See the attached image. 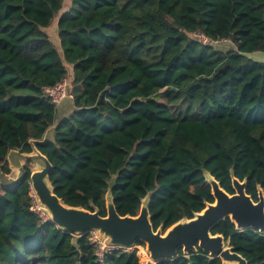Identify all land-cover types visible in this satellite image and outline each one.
I'll return each instance as SVG.
<instances>
[{
  "label": "trees",
  "instance_id": "obj_1",
  "mask_svg": "<svg viewBox=\"0 0 264 264\" xmlns=\"http://www.w3.org/2000/svg\"><path fill=\"white\" fill-rule=\"evenodd\" d=\"M0 0V166L31 152L57 118L44 92L64 77L72 111L37 147L65 203L107 214L111 188L121 215L151 193L155 229L214 202L206 172L234 193L232 172L258 200L264 189V0ZM58 18L57 21L54 20ZM53 21L55 23L53 24ZM57 32L52 39L50 28ZM230 40L225 50L193 36ZM55 41V42H54ZM0 182V264H143L116 247L101 261L92 232L63 231L33 209L31 170ZM225 236L249 264H264V233ZM136 245L145 246L138 241ZM157 264H224L203 250Z\"/></svg>",
  "mask_w": 264,
  "mask_h": 264
},
{
  "label": "water",
  "instance_id": "obj_2",
  "mask_svg": "<svg viewBox=\"0 0 264 264\" xmlns=\"http://www.w3.org/2000/svg\"><path fill=\"white\" fill-rule=\"evenodd\" d=\"M61 103L58 105V107ZM57 107V118L42 140L31 139V152L12 149L7 161L10 173L2 171L0 182L7 187L19 184L28 174L27 164H33L31 170L32 188L40 205L48 212L50 221L63 231L78 238L87 232H94L107 245L131 249L138 241L145 243L149 259L145 264H157L164 259H173L182 249L186 256L200 249L210 256H218L224 264H249L248 260L229 245L221 233H213V227L222 220L230 218L237 229H257L264 233V189L258 187V200L247 193V180L241 181L232 172L234 193H229L211 173L206 172V180L211 185L214 202L195 212L191 218L184 217L164 230L157 229L152 223L150 212L151 193L142 199L137 215H121L114 202L111 188L105 195L107 214L101 215L100 209L92 205L93 210L82 206H72L59 197L50 175L54 165L37 147V143L54 139L55 130L69 113L62 106ZM4 173V174H3ZM6 177H4L3 175ZM16 175V176H14ZM3 176V179H2ZM16 177V178H15Z\"/></svg>",
  "mask_w": 264,
  "mask_h": 264
},
{
  "label": "built area",
  "instance_id": "obj_3",
  "mask_svg": "<svg viewBox=\"0 0 264 264\" xmlns=\"http://www.w3.org/2000/svg\"><path fill=\"white\" fill-rule=\"evenodd\" d=\"M195 35V38H197L199 41H201L204 44H210V45H217L218 43L224 41V40H215L204 34L203 32H196L193 33ZM45 94L51 98V100L56 104L62 103L65 99H70L71 101L74 99V94L72 92L71 86H70V78L64 77L61 81L57 82L54 85H49L44 87ZM35 198V197H34ZM33 209L40 213V206L38 205V202L36 201V198L34 199V206ZM91 241L96 244L97 246V255L99 256V259L101 261L104 260V255L107 253L110 249L116 248L109 246L105 244L96 233L92 232Z\"/></svg>",
  "mask_w": 264,
  "mask_h": 264
},
{
  "label": "rangeland",
  "instance_id": "obj_4",
  "mask_svg": "<svg viewBox=\"0 0 264 264\" xmlns=\"http://www.w3.org/2000/svg\"><path fill=\"white\" fill-rule=\"evenodd\" d=\"M69 3H71V0H66V3H65V6L67 7L68 5H69ZM57 17L54 19V20H56L57 21ZM55 23V21H53V24ZM50 33H51V36H52V39H54L55 41H56V39H57V32H56V30L54 29V26L52 27V28H50ZM193 36L195 37V35L193 34ZM54 41V42H55ZM232 46V43H231V41L230 40H224V41H222V42H220V43H218L217 45H216V48H219V49H223V50H225V49H227V48H230ZM250 56H252V57H256V58H259V59H262V57H264L261 53H254V54H252V55H250ZM72 102H71V100L70 99H65L62 103H61V105L58 107V105H57V107H58V109H60L61 108V106H63V105H67V104H71ZM72 105V104H71ZM69 113V112H68ZM69 115V114H68ZM27 166L29 167V168H32L33 167V164H31V163H29V164H27ZM4 174V173H3ZM2 174V175H3ZM4 177H6L5 175H3ZM3 176H2V179H3ZM33 192L35 193V191L33 190ZM34 195V197L36 198V195L35 194H33ZM40 212L42 213V216H44L45 218H50L49 216H48V214H46L45 212H44V209L42 208V209H40ZM132 249H135V250H137L138 251V254L140 255V257H141V261L143 262V264H145V262L150 258L149 257V253H147V250H146V246H139V245H135V247H133V248H131L130 250H132Z\"/></svg>",
  "mask_w": 264,
  "mask_h": 264
},
{
  "label": "crops",
  "instance_id": "obj_5",
  "mask_svg": "<svg viewBox=\"0 0 264 264\" xmlns=\"http://www.w3.org/2000/svg\"><path fill=\"white\" fill-rule=\"evenodd\" d=\"M62 108H63V110H65L64 112H69L70 113L72 111V105L71 104H67L66 106L63 105ZM14 176H16V175H14Z\"/></svg>",
  "mask_w": 264,
  "mask_h": 264
},
{
  "label": "bare ground",
  "instance_id": "obj_6",
  "mask_svg": "<svg viewBox=\"0 0 264 264\" xmlns=\"http://www.w3.org/2000/svg\"><path fill=\"white\" fill-rule=\"evenodd\" d=\"M33 194H35L34 192H33ZM36 195V194H35ZM36 201L38 202V205L40 206V208L42 209L43 207L40 205V203H39V201H38V198H37V196H36ZM44 209V208H43ZM44 212L46 213V214H48V212L47 211H45V209H44ZM48 216H49V214H48ZM50 217V216H49Z\"/></svg>",
  "mask_w": 264,
  "mask_h": 264
}]
</instances>
